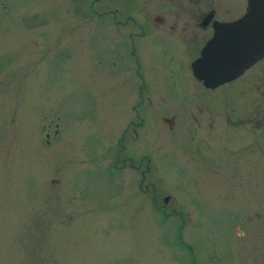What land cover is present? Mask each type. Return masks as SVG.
I'll use <instances>...</instances> for the list:
<instances>
[{
    "label": "rangeland",
    "instance_id": "obj_1",
    "mask_svg": "<svg viewBox=\"0 0 264 264\" xmlns=\"http://www.w3.org/2000/svg\"><path fill=\"white\" fill-rule=\"evenodd\" d=\"M162 2L0 0V264H264V156L130 110L111 19Z\"/></svg>",
    "mask_w": 264,
    "mask_h": 264
},
{
    "label": "flooded vegetation",
    "instance_id": "obj_2",
    "mask_svg": "<svg viewBox=\"0 0 264 264\" xmlns=\"http://www.w3.org/2000/svg\"><path fill=\"white\" fill-rule=\"evenodd\" d=\"M247 3L248 0H163L158 7L163 17L155 15L141 24L132 19H111L116 31L121 27L129 29L127 71L136 84L135 99L130 106L134 118L142 119V92L164 88L166 93H161L160 102L165 98L178 101L176 112L184 119L187 135L191 123L203 137L208 134L229 137L233 143L230 152L234 156H264L261 146L264 145V54L234 78L214 87L196 79L192 72L194 61L202 53L211 60L226 47L219 42L208 52L204 51L217 31H226L220 27L230 26L246 15ZM144 100L143 118L158 117L171 127V118L164 114L168 108L152 105L149 97ZM125 133V130L121 133L119 142ZM123 150L122 146L118 153ZM131 166L137 170V166ZM211 166L213 171L216 164Z\"/></svg>",
    "mask_w": 264,
    "mask_h": 264
},
{
    "label": "water",
    "instance_id": "obj_3",
    "mask_svg": "<svg viewBox=\"0 0 264 264\" xmlns=\"http://www.w3.org/2000/svg\"><path fill=\"white\" fill-rule=\"evenodd\" d=\"M220 29L226 31H217L204 51L219 42L226 47L216 52L211 60L202 53L192 65L193 75L208 87L234 78L264 54V0H248L246 15Z\"/></svg>",
    "mask_w": 264,
    "mask_h": 264
}]
</instances>
